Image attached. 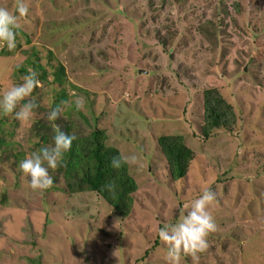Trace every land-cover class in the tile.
<instances>
[{
    "label": "rangeland",
    "instance_id": "rangeland-1",
    "mask_svg": "<svg viewBox=\"0 0 264 264\" xmlns=\"http://www.w3.org/2000/svg\"><path fill=\"white\" fill-rule=\"evenodd\" d=\"M24 3L29 14L18 23L29 42L19 34L16 49L0 48V94L22 82L25 52H37L41 65L51 52L67 80L58 118L72 132L102 130L108 146L140 159L127 166L137 190L125 218L96 193L66 192L55 170L52 187L32 190L18 165L37 150L30 130L58 89L41 84L30 121L0 115L12 149L0 170V264H166L157 229L176 223L206 188L216 194V231L198 261L182 264H264V0ZM16 4L0 0L12 12ZM212 89L235 123L205 140L203 92ZM74 94L85 98L80 111ZM170 135L193 152L179 181L157 144Z\"/></svg>",
    "mask_w": 264,
    "mask_h": 264
},
{
    "label": "trees",
    "instance_id": "trees-1",
    "mask_svg": "<svg viewBox=\"0 0 264 264\" xmlns=\"http://www.w3.org/2000/svg\"><path fill=\"white\" fill-rule=\"evenodd\" d=\"M18 31L28 43V38L22 31L19 29ZM24 54H27V59L24 60L23 64L16 67L17 73L24 76L28 74V69H32L38 73L37 78L44 87H52L56 84L58 89L52 107L60 106L62 109L63 103L67 100V93L65 92L67 80L64 67L56 60L52 61L51 52L48 53L46 65H41L37 52L32 51L29 54L25 52ZM35 91L36 88L33 94ZM50 110L36 120L30 131L33 137L36 136L39 139L35 143L36 149L42 145L52 144L55 134L54 127H59L66 134L76 137L70 150L63 156L62 166L55 169V172L64 181L65 191L70 194L96 193L111 206L118 216L127 217L133 207V194L137 190V186L129 175L127 165L118 170L110 167L111 159L120 155L119 151L106 144V134L102 130L93 128L87 133L82 130V132H72L76 127L71 121L67 122L64 118V122L58 118L61 124L58 120L48 121L47 116ZM38 111L40 113L45 112L44 109ZM234 123L235 117L232 108L223 101L218 91L215 89L204 91L202 125L204 139L207 140L212 137L216 130L232 127ZM4 135L0 129V170H5L4 165L9 163L7 151L10 150L12 153L11 143ZM157 144L166 161L171 180L179 181L185 178L190 162L193 160V152L185 145L183 138L177 135L161 136L157 139ZM19 157L16 155L15 164L18 163ZM12 167L11 165L10 167L7 166L10 172H13ZM53 179L55 182L56 177L53 176ZM110 181L114 183L112 191H108L105 187ZM38 264L43 263L38 260Z\"/></svg>",
    "mask_w": 264,
    "mask_h": 264
},
{
    "label": "clouds",
    "instance_id": "clouds-1",
    "mask_svg": "<svg viewBox=\"0 0 264 264\" xmlns=\"http://www.w3.org/2000/svg\"><path fill=\"white\" fill-rule=\"evenodd\" d=\"M28 14L29 9L24 0H17L15 12L0 7V48L8 51L16 49L18 21L20 18H26ZM27 73L20 78L21 83L10 85L0 94V115H13L16 120L24 122L35 116L39 105L32 93L41 84L35 70L28 69ZM72 104L76 111H80L84 107L85 98L75 96ZM60 112V106L52 107L47 116L48 121L57 120ZM54 133L52 144L42 145L19 162V170L32 190H46L53 186L54 179L50 170L62 166L64 154L70 150L76 139L75 136L61 131L59 127H54ZM139 159L138 153L117 155L111 159L110 167L117 170L125 165L129 168L138 167ZM105 187L112 191L114 183L110 181ZM215 199L216 194L206 188L190 206H184L188 211L186 214L182 213L176 223H165L157 229L158 239L165 246L166 264H182L185 256L192 257L196 262L199 260L198 254L207 250V238L217 227L210 211Z\"/></svg>",
    "mask_w": 264,
    "mask_h": 264
}]
</instances>
